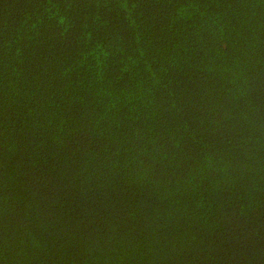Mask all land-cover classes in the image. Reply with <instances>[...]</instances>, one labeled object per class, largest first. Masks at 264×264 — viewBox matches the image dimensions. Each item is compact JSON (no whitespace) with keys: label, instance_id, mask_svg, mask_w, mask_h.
I'll return each instance as SVG.
<instances>
[{"label":"trees","instance_id":"trees-1","mask_svg":"<svg viewBox=\"0 0 264 264\" xmlns=\"http://www.w3.org/2000/svg\"><path fill=\"white\" fill-rule=\"evenodd\" d=\"M0 264H264V0H0Z\"/></svg>","mask_w":264,"mask_h":264}]
</instances>
